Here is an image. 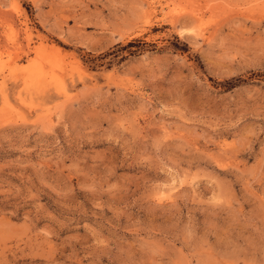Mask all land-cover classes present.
Masks as SVG:
<instances>
[{
  "label": "rangeland",
  "instance_id": "obj_1",
  "mask_svg": "<svg viewBox=\"0 0 264 264\" xmlns=\"http://www.w3.org/2000/svg\"><path fill=\"white\" fill-rule=\"evenodd\" d=\"M0 264H264V0H0Z\"/></svg>",
  "mask_w": 264,
  "mask_h": 264
},
{
  "label": "bare ground",
  "instance_id": "obj_2",
  "mask_svg": "<svg viewBox=\"0 0 264 264\" xmlns=\"http://www.w3.org/2000/svg\"><path fill=\"white\" fill-rule=\"evenodd\" d=\"M33 74V73H32ZM36 74H38V73H36ZM29 75H31V74H29ZM37 78V77H36ZM5 97V96H4ZM6 99H8V98H6Z\"/></svg>",
  "mask_w": 264,
  "mask_h": 264
}]
</instances>
